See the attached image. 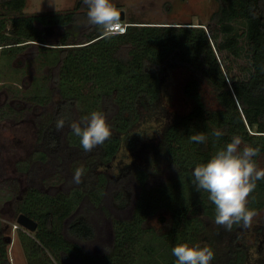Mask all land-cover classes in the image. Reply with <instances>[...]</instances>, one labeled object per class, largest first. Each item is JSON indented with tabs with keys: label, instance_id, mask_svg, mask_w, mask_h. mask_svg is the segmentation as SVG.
<instances>
[{
	"label": "trees",
	"instance_id": "trees-1",
	"mask_svg": "<svg viewBox=\"0 0 264 264\" xmlns=\"http://www.w3.org/2000/svg\"><path fill=\"white\" fill-rule=\"evenodd\" d=\"M26 3L0 0V51L12 57L29 43L34 60L52 70L51 89L39 99L47 103L56 92L60 95L37 126L32 162L18 166L28 184L14 215L25 213L38 224L34 235L19 234L29 264H175L171 250L178 242L210 246L215 253L211 264H247L251 245L239 236L224 249L210 237L205 240L204 218L214 221L215 206L207 193L194 188L192 171L234 135L260 148L257 163L264 157V0H219L205 26L131 20L124 34L111 39L87 24L78 45H70L69 34L50 42L43 27L79 17L87 21L83 0L73 11L32 16L23 13ZM175 65L191 73L183 86L188 108L171 110L159 137L138 144L136 126L144 110L161 100L162 73ZM204 82L213 102L204 96ZM37 89L44 88L37 84ZM94 110L105 115L112 134L102 146L85 152L68 125ZM6 112L0 108V120ZM58 118L66 120L59 131ZM213 130L223 135L217 140ZM195 132L208 136L207 142H191L189 135ZM123 145H140V159L110 179L100 166L111 162ZM70 162L73 172L83 170L81 182L74 183L71 176L68 186L46 190L42 184L48 165L62 178ZM130 179L137 184L134 197L126 187ZM108 182L124 189L116 199L122 206L131 203L132 213L116 219L112 243L103 253H93L81 242L96 236L91 215L93 207L104 203ZM248 206L256 214L264 210V180L257 182ZM1 212L0 207V264H11ZM157 215L164 232L149 224Z\"/></svg>",
	"mask_w": 264,
	"mask_h": 264
},
{
	"label": "rangeland",
	"instance_id": "rangeland-1",
	"mask_svg": "<svg viewBox=\"0 0 264 264\" xmlns=\"http://www.w3.org/2000/svg\"><path fill=\"white\" fill-rule=\"evenodd\" d=\"M79 1L27 0L23 13L27 16L46 15L51 12L64 13L75 10ZM111 2L119 11H123L124 21L139 20L147 23L166 24L193 22L201 26L207 24L212 12L219 7V0H111ZM78 21L85 27L87 26L86 20L82 17H79ZM57 37L53 33L48 36L50 42H56ZM69 40H71V36ZM29 45V43L23 45L24 48L12 57L4 56L0 51V108L7 110L5 116L0 120V207L4 222L3 230L10 237L8 250L11 264H29L19 234L26 231L28 234L34 235L36 231L20 226L17 223V214L14 215L17 199L24 195L28 184V178L22 171H19L18 166L32 162L38 135L37 126L42 117L53 110L54 102L60 97L56 92L52 95V101L45 103L39 99L42 96H47L48 89H51L53 82L50 72L52 70L49 65H42L38 59L34 60L35 55L31 53ZM234 69V72H239L238 68ZM190 74V70L181 65L169 66L162 73L161 100L152 109L144 110L143 118L136 126V133L140 138L138 144L159 137L171 110L183 112L188 108L189 103L183 95V86ZM37 84L42 85L44 89L38 90ZM36 90L39 93L35 94ZM203 93L207 101H214L206 82L203 83ZM140 155V145L132 149L123 145L113 160L102 164L100 169L109 178L111 177L110 179L117 178L123 172L122 169L140 159ZM72 164L70 162L67 165L68 171L62 175V178L65 176V181L59 177L60 175H55L58 171L52 164H49L43 174L47 182L41 183L42 186L46 190L68 186L69 184L66 183L74 175ZM257 164L264 167V157L259 158ZM61 181L63 182L61 183ZM126 187L133 191L132 196L134 197L137 192V184L130 179L127 180ZM122 190L124 189L121 186L108 182L103 198L104 203L98 208L93 207L91 215L96 236L88 242H81L86 250L103 253L106 245L111 244L114 239L116 219L128 218L131 215V203L122 206L116 199V195L120 194ZM204 220L206 241V238L210 237L216 242L218 249H224L229 240L233 241V237L239 236L244 242L251 245L250 259L247 264H264V210L255 215L251 227L242 228L240 226L238 231H227L208 217H205ZM149 224L159 233L166 230L158 215L153 217ZM41 259L46 258L43 256ZM220 263H222L221 260ZM47 264L52 263L48 261Z\"/></svg>",
	"mask_w": 264,
	"mask_h": 264
},
{
	"label": "clouds",
	"instance_id": "clouds-1",
	"mask_svg": "<svg viewBox=\"0 0 264 264\" xmlns=\"http://www.w3.org/2000/svg\"><path fill=\"white\" fill-rule=\"evenodd\" d=\"M83 3L87 6L86 23L99 29L102 38L111 39L124 34L121 13L111 0H83ZM65 124V118H58L55 127L59 131ZM68 126L72 134L79 138V145L85 152L102 146L112 134L105 115L96 110L81 117L79 122H70ZM222 135L219 130L212 132L217 140ZM189 140L206 143L208 136L195 132L189 135ZM259 154V147H253L234 135L218 147L206 162L197 163L192 171L194 188L207 193L208 200L215 206L214 223L227 231L233 225L251 227L256 215V211L248 206V198L256 189L257 182L264 180V167H260L254 159ZM83 175V170L76 168L73 182L80 183ZM171 251L176 258L175 264H211L215 257L214 250L206 244L178 242Z\"/></svg>",
	"mask_w": 264,
	"mask_h": 264
},
{
	"label": "flooded vegetation",
	"instance_id": "flooded-vegetation-1",
	"mask_svg": "<svg viewBox=\"0 0 264 264\" xmlns=\"http://www.w3.org/2000/svg\"><path fill=\"white\" fill-rule=\"evenodd\" d=\"M43 29H44V36L47 40H50L48 36L52 33L58 36L56 41H58L62 36L67 34L71 36V40H73L74 38L79 40L82 32L85 30V25L81 24V22L77 20V21L69 22L64 25L61 24L48 25L43 27Z\"/></svg>",
	"mask_w": 264,
	"mask_h": 264
},
{
	"label": "water",
	"instance_id": "water-1",
	"mask_svg": "<svg viewBox=\"0 0 264 264\" xmlns=\"http://www.w3.org/2000/svg\"><path fill=\"white\" fill-rule=\"evenodd\" d=\"M120 13H121V20H123L124 19V13H123V11H120ZM78 42L79 41L74 38L71 41L70 45H78L79 44ZM48 45L49 46H57V44H48ZM17 223L20 226H22V227H24V228H26L28 230H31V231L36 230L37 229V225H38L36 220H34L33 218H31L30 216H28L25 213H20L17 216Z\"/></svg>",
	"mask_w": 264,
	"mask_h": 264
},
{
	"label": "built area",
	"instance_id": "built-area-1",
	"mask_svg": "<svg viewBox=\"0 0 264 264\" xmlns=\"http://www.w3.org/2000/svg\"><path fill=\"white\" fill-rule=\"evenodd\" d=\"M121 22H122V25L124 26V31H125L127 28L128 22L123 21V20H121ZM15 226H17V225H15Z\"/></svg>",
	"mask_w": 264,
	"mask_h": 264
},
{
	"label": "crops",
	"instance_id": "crops-1",
	"mask_svg": "<svg viewBox=\"0 0 264 264\" xmlns=\"http://www.w3.org/2000/svg\"><path fill=\"white\" fill-rule=\"evenodd\" d=\"M3 226H4V222H3V220H2V229H4ZM3 232H4V230H3ZM9 257H10V256H9ZM10 262H11V260H10Z\"/></svg>",
	"mask_w": 264,
	"mask_h": 264
}]
</instances>
